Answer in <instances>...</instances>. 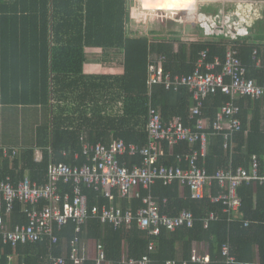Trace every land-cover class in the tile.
<instances>
[{"label":"trees","instance_id":"16d2710c","mask_svg":"<svg viewBox=\"0 0 264 264\" xmlns=\"http://www.w3.org/2000/svg\"><path fill=\"white\" fill-rule=\"evenodd\" d=\"M148 7L195 10L198 0H151ZM128 15V4L125 0H0V55H4L8 64L0 66V71L12 76L11 80L0 81V93L7 94L10 98L11 93L14 96H22L21 99H0V103L22 102L47 106L59 92L63 94H58L59 99H69V93L76 89L77 84L82 85V92L79 94L84 100L87 97V89L92 86L89 85L92 78L85 74L74 76L71 69L73 64L68 63L67 59V56L71 59L72 52L67 48L87 45L125 49V72L115 79L111 78L110 84L104 85L105 89L111 88V102L122 101L123 112L103 115V110L97 106L93 117H84L85 121L77 126L61 122L55 115L52 125L48 123L39 128V145L43 148L44 155L40 162L34 159V149L22 151L12 162L3 157L0 148V167L3 168L4 175H11L17 181L28 168L32 180L43 183L51 160L57 163L70 161L71 157L63 156L67 149L80 152L78 164L82 165L87 161L82 151V132L88 134L91 142L105 143L114 137L123 139L126 143L146 144L150 98L160 110L164 121H169L177 115L186 121L191 108L188 103H183L182 92L189 91L187 87L175 91L160 84L154 86L152 96H149L147 81L150 55L154 52L164 54L167 57L165 68L174 74L189 73L193 71L202 50L209 49L210 60L215 56L223 59L229 44L217 39L192 42L189 46L191 66L181 71L176 64L181 57L185 60L186 44L181 43L179 52H176L173 44L175 41L155 43L147 35L130 34L126 31ZM256 28H259L260 35L263 36L264 23H259ZM239 47L249 76L263 82L264 68H256L252 56L254 48H264V44L250 42L240 44ZM94 85L96 90L101 87L98 82ZM188 97H191L190 91ZM176 98L179 100L175 104ZM228 99L229 97L221 91L209 95L205 100L204 114L210 120L215 119ZM262 100L263 98L245 97L239 101L242 107L240 117L243 128L236 135L232 163L234 167L244 166L250 169L252 157L256 155L260 162L261 174L264 173ZM95 101L97 102L98 98ZM48 146L52 147V152ZM185 148L188 149L189 145L181 143L175 146V151L180 152ZM124 159L141 162L140 155H126ZM200 164H204L210 174L230 165L223 149L222 137L218 136L208 154L201 158ZM13 169L16 171H12ZM223 190L224 188L215 181L212 186L206 188L205 196L197 199L191 197L188 186L177 181L170 185L158 181L152 187V193L160 204L161 213L175 215L185 208L190 209L195 216L193 227H181L175 231L162 227L158 234H150L148 229L140 228L137 221L129 229H115L99 218L90 217L82 225L80 233L76 231V224L70 221L61 231L57 244L53 245V252L57 255L64 252L66 254L70 249L71 240L78 234L80 242L89 239L96 243L102 242L105 259L112 264H118L123 255L127 258H142L149 253L151 242L155 244V251L150 252L151 264H166L168 260L173 259L186 260L189 264H201L191 261L195 242L208 244L210 260L207 264H264V183L244 182L239 187L242 206L239 213L232 215V220H229V214L224 212V204L212 200L213 196L219 195ZM61 191H71V184H61ZM84 191L88 195L90 206L109 204V200L94 188L84 187ZM121 205L124 210L129 206L136 210L142 205V201L133 199L130 202L124 199ZM210 213L215 216L206 226L205 219ZM7 220L11 224L27 222L20 202H16L13 213L7 216ZM246 222L249 224L246 225ZM225 243L229 244L230 256L235 258L233 263H227L228 256L222 252ZM49 251V244L45 242H28L14 248L5 245L0 239V264H11L10 256L15 254L17 261L14 260V264H51L48 259ZM66 264L74 263L68 259ZM83 264H97V261L87 259Z\"/></svg>","mask_w":264,"mask_h":264},{"label":"built area","instance_id":"2783aa9c","mask_svg":"<svg viewBox=\"0 0 264 264\" xmlns=\"http://www.w3.org/2000/svg\"><path fill=\"white\" fill-rule=\"evenodd\" d=\"M217 2L225 5L221 11L207 10V6ZM203 6L206 10L202 9ZM196 11L198 18L194 23L204 27L207 34L220 36L229 44L225 58L215 56L210 60L209 49L206 48L200 52L195 68L189 73L174 74L171 70H166L167 57L164 54L151 56L148 65L147 82L150 93L157 84L168 90L178 91L183 87L189 89L194 105L187 120L175 116L164 121L160 110L150 99L146 126L148 141L144 145L126 143L117 138H113L108 144L103 141L91 142L84 134L81 137L82 151L87 161L79 165L78 153L73 154L72 163L51 161L47 180L43 183L33 181L29 175L16 181L11 175H4L0 169V239L5 245L16 248L19 244L48 240L53 246L57 244L61 231L70 221L76 224V231L80 233L82 225L90 217L99 218L115 229H129L137 221L139 227L148 229L150 234H158L162 227L170 231L193 227L195 216L190 209L185 208L175 215L161 213L160 204L152 194V187L158 181L165 185L177 181L188 186L191 197L197 199L204 197L206 188L217 181L224 190L213 196L212 200L222 202L224 212L232 220V215L237 214L242 206L239 187L244 182L264 183V173H260V162L256 155L252 158L250 170L244 166L234 167L232 164L236 135L243 128L239 100L244 97L264 98V81L259 82L249 76L239 47L240 43L250 38L251 27L258 20L264 19V0H198ZM181 21L189 22L184 19ZM253 59L257 66L264 67V53L261 55L258 48L253 51ZM219 91L229 99L215 119L210 120L203 111L205 100ZM212 133L222 137L225 155L230 161L227 168H219L214 174H210L207 167L200 164L201 158L210 150L209 137ZM166 143L172 151V163L162 160L166 156ZM181 143L189 144V148L175 152L174 147ZM48 149L52 152L51 146ZM2 151L5 157L15 158L19 150L15 147H3ZM66 155L68 152L64 151L63 156ZM125 155H140L141 162H122L121 157ZM61 183L71 184L73 194L60 192ZM84 186L100 191L110 203L90 206ZM142 189L147 190V193L143 194ZM118 196L130 201L141 199L142 205L136 210L131 206L124 210L116 203ZM17 201L23 205L27 222L11 224L7 216H11ZM214 216V213H210L205 219L206 226ZM245 224L248 225L249 222ZM154 250L155 244L151 242L148 254L140 259L123 255L118 264H151L150 252ZM222 252L228 256L227 263L235 261L230 256L228 243L222 246ZM87 258L81 255L78 234L70 242L68 256H58L52 251L48 253L51 264H66L68 259L74 264H83ZM105 258L104 245L98 242L97 264L109 262ZM209 260V255H200L194 249L191 261L208 263ZM181 263L189 264L186 260L176 259L168 260L166 264Z\"/></svg>","mask_w":264,"mask_h":264},{"label":"crops","instance_id":"0c3cea01","mask_svg":"<svg viewBox=\"0 0 264 264\" xmlns=\"http://www.w3.org/2000/svg\"><path fill=\"white\" fill-rule=\"evenodd\" d=\"M125 1L128 4V11H129L128 19L126 20V31L127 32H129L130 34H133L135 36L147 35L150 38V40L152 42H155V43L175 41V42H173V44H174L176 52H179L178 50L181 47V43L186 44L185 49L187 52V56H186L185 60H182V57H181V60L180 59L177 60V64H176V62L173 63L174 65L176 64L177 66H179V69L181 71L184 69L190 68V66H191V62L189 61V57H190L189 46L192 42H208V41H213V40L217 39L218 41H220L222 43H227L220 36H214V35L207 34L205 28L200 26L197 23H194L191 21L185 23L184 21H180L178 19H175L173 17V14L172 15L168 14L167 15L168 17H166V15H165L168 12L170 13V11H173V10H178L180 12H182V11L186 12L187 11L190 14L189 20L193 19L195 21L196 15H194V14L191 15V12H193V11L196 12L197 9L194 10V9H177V8H172V7H166V8L148 7V2L150 3L151 0H125ZM134 3L140 4L139 5L140 7L139 8L135 7L133 5ZM207 7H208L207 8L208 11H211V10L212 11L213 10L221 11L225 7V5L222 2H217V3H211V6L209 5ZM148 10L160 12V13L163 12V13H162V15H159L158 13L156 14L155 12H152L150 15L149 14L150 11H148ZM190 10H191V12H190ZM142 11L146 12V13L144 14ZM143 14L145 17H147L146 20H144L145 23H144L143 18H142ZM149 16H151L154 19V20L150 19L152 22L149 21V19H148ZM158 19H160V20H158ZM262 20L263 21L258 20L256 22V24L253 26V28L251 27L250 38L247 39L245 42H242L240 44H245V43H250V42L263 43L264 44V39H261L258 37V35H260V33H261V31L259 30L260 27L256 28V26L259 23H264V19H262ZM154 21H155V23H154ZM149 22H151V23H149ZM156 23H161V24H156ZM176 23H178L180 25H177ZM187 28H191L192 30H190V32H188ZM177 29H183V31H180V33L178 35H175L174 30H177ZM0 33H2V32L0 31ZM67 50L72 52L71 53V59H69V56H67V59H68V63L72 62V64H73V67L71 68L75 74V75L74 74L73 75L74 76H81V74H85L88 77L92 78L91 79L92 83L89 82V85L92 84V86H89V90L87 89L88 93H87L86 99L83 100L82 98H80L79 93L82 92V89H81L82 85L77 84L76 89L72 90L71 93H69V96H70L69 99H67V100L64 98L59 99L58 94L63 95L59 92L56 95L55 99L52 98V101H50L49 105H47V106L41 105V104H25L22 102H20V103H14V102L0 103V148L1 149H3V147H15L19 150L18 155L26 149H34V151H35L34 159H35V161L40 162L43 159L44 155H43V148L40 147L41 145H39V142H40L39 128L42 125H46L48 123H50L52 125L53 117L55 115H56V118H58L61 122H65L67 124L71 123L70 125L77 126V125H80L81 122L85 121L84 117H87L88 119L92 118L93 112L95 111L97 106H99V108H101L103 110L102 111L103 115H105V114L106 115H115V114H120L123 112L122 111V109H123L122 101L120 100L119 102H115V101L111 102L110 101L111 100V97H110L111 88L105 89L104 85L110 84L111 78L115 79L116 76H120L125 72V49L122 47H92V46H87V45H84V46L78 45V46H69L67 48ZM259 50H260V54L262 55L264 53V48H259ZM159 54L160 53H158V52H154L153 54L150 55V57L151 56H157ZM252 58H253V56H252ZM253 61L255 63L254 59H253ZM6 65H8V64L4 60V55H0V66H6ZM195 66H196V64H195ZM255 67L260 68V69L264 68V67L257 66L256 63H255ZM180 73H185V72H180ZM95 77H97V79ZM11 79H12V76L10 74H6L3 71H0V81H8ZM255 79L258 80V78H255ZM96 82L101 84V87L98 88V90H96L94 88L95 87L94 83H96ZM157 85H160V84H157ZM154 86H156V85H154ZM154 86H153L151 93H150V88L148 85L149 96H152ZM1 89H2V86H0V90ZM116 90H117V87H116ZM182 93H183V96H182L183 97V99H182L183 103H188L190 108H191L194 105V99H193L192 94H191V97H188L189 91H187V90L185 92L183 91ZM11 95L12 96L10 98L9 95L4 94V93H0V99H10L11 100L14 98H19V99L22 98V96H14L12 93H11ZM96 98H98L97 102L95 101ZM150 99H152V98H150ZM178 100L179 99L176 98L174 100V103L176 104ZM262 109H263V113H264V98L262 100ZM177 116H180V115H177ZM84 134H86L88 137V134L86 132H82L81 137ZM113 138L114 137H112L111 140ZM217 138H218V136H216L213 133L210 135V137H209L210 149H211L212 145H214L216 143ZM109 142H105V143L108 144ZM235 146H236V140H235V145H234V149H233L234 154H235ZM165 149H166V156L162 160L165 159V161L167 163L174 162L173 156L171 154L172 151L170 150V146L165 145ZM223 149H224V147H223ZM183 150H186V148ZM65 151L68 152V155H66L65 157L68 158V156H69V158L70 157L71 158H70L69 162L68 161H64V162L72 163L74 153H78L79 157H80V152H78V151H73L72 149H67ZM174 151H175V147H174ZM2 153H3V151H2ZM3 157L8 158L12 162L16 158V157L15 158L5 157L4 154H3ZM36 157H41V159L37 160ZM123 157L121 158L122 162H127L128 164L133 163V161H131V160H125V159L123 160ZM251 167H252V161H251ZM0 169L4 173L3 168L0 167ZM12 171L15 172L16 169H13ZM25 175H29L31 177L30 169L27 168L22 177H24ZM46 180H47V176H46ZM61 184H66V183H61ZM61 184L59 186L60 192H62L61 191ZM84 187H87V186H84ZM84 187H83V190H84ZM87 188H89V187H87ZM144 191L147 193V190L142 189L143 194H144ZM66 192H69L72 195L73 194V186L71 185V191H65L62 193H66ZM98 192H100V191H98ZM115 192L118 194L117 190ZM124 199L125 198H121L118 196L116 203H118L122 207L121 201ZM135 199H137V198H135ZM88 200H89V198H88ZM105 204H107V203H105ZM102 205H104V204H102ZM86 241H88L87 244L85 243ZM91 241H94V240L89 239V240H83L80 242L81 255L88 257L87 259L96 260L97 252H93V249L90 246ZM43 242L48 243L49 244V250L53 252L52 244L48 240L43 241ZM67 248L65 250H67ZM194 249H196L200 255H204V256L209 255L208 244L205 242H195L194 243ZM68 252L66 253L67 255H68ZM66 254L64 252L60 255L66 256ZM60 255H58V256H60ZM10 257H12V258H10V260H11L10 263L14 264V260L17 261V255L15 254V255H12ZM209 257H210V255H209ZM104 264H112V263L105 262ZM201 264H207V263H201Z\"/></svg>","mask_w":264,"mask_h":264},{"label":"rangeland","instance_id":"374dc122","mask_svg":"<svg viewBox=\"0 0 264 264\" xmlns=\"http://www.w3.org/2000/svg\"><path fill=\"white\" fill-rule=\"evenodd\" d=\"M135 7H137V8H139L140 6V4H133ZM202 6V5H201ZM202 9H204V10H206V7L205 6H203L202 7ZM143 12V11H142ZM190 12H191V10H190ZM194 12V13H193ZM193 12H191V15L192 14H194V15H196L197 14V11L195 12V11H193ZM144 14L146 13V12H143ZM151 13L152 12H150L149 14L151 15ZM156 14L158 13L159 15H162V13H160V12H155ZM144 14H143V16H142V18H143V21L144 20H146V18L147 17H145L144 16ZM168 14H173V17L175 18V19H178V20H180L181 21V19H184V20H187V21H191V22H194V20L192 19V20H189V17H190V14H189V12H185V11H182V12H180V11H178V10H173V11H170V13L168 12L167 14H165V15H168ZM155 15V14H154ZM148 19H149V21H151V20H154L151 16H149L148 17ZM151 19V20H150ZM161 19V18H160ZM160 19H158V20H160ZM157 20V21H158ZM156 21V22H157ZM152 22V21H151ZM151 22H149V23H151ZM144 23H145V21H144ZM154 23H155V21H154ZM156 24H161V23H156ZM177 25H180V24H178V23H176ZM256 24V23H255ZM254 24V25H255ZM253 28V27H252ZM187 30H188V32H190V30H192L191 28H187ZM175 31V35H178L179 33H180V31H183V29H177V30H174ZM264 36V35H263ZM263 36H261V35H258V37L259 38H261V39H263ZM86 244L88 243V241H86L85 242ZM90 246L92 247V249H93V252H97V243H95V241H91L90 242Z\"/></svg>","mask_w":264,"mask_h":264}]
</instances>
